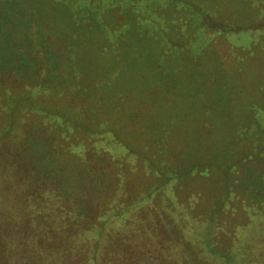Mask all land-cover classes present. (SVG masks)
I'll return each mask as SVG.
<instances>
[{
	"label": "rangeland",
	"instance_id": "374dc122",
	"mask_svg": "<svg viewBox=\"0 0 264 264\" xmlns=\"http://www.w3.org/2000/svg\"><path fill=\"white\" fill-rule=\"evenodd\" d=\"M262 2L0 0V137L8 148L17 142L18 155L33 144L37 151L44 138L57 151L63 140L69 153L98 151L103 157L92 154L88 164L80 156L98 174L88 186L89 199L103 211L123 205L118 213L131 220L127 231L161 216L155 230L170 231L177 240L203 235L223 249L216 261L264 264V129L259 135L258 123L243 129L231 123L245 115L248 83L255 90L259 81L253 65L240 66L245 54L264 53ZM169 16L170 24L162 19ZM200 49L208 55L197 57ZM182 56L189 62H179ZM15 57L22 65L3 72ZM194 57L204 64L208 59L209 67L202 69ZM6 91L10 98L4 102ZM40 91L53 108L74 107L82 125L54 118L63 127L70 124V133L45 127L46 109L33 106L34 98L23 101ZM255 103L264 126V104ZM10 110L16 113L12 120L6 116ZM17 161V175L23 176L30 168ZM105 177L112 179L111 190L102 185ZM34 179L18 184V200L38 183L44 187L40 195L52 190L44 172ZM137 214L145 220L132 226ZM171 217L175 224L160 223ZM184 244L178 245L183 252ZM178 255L171 254L175 261ZM0 264H19V251L0 249Z\"/></svg>",
	"mask_w": 264,
	"mask_h": 264
},
{
	"label": "trees",
	"instance_id": "16d2710c",
	"mask_svg": "<svg viewBox=\"0 0 264 264\" xmlns=\"http://www.w3.org/2000/svg\"><path fill=\"white\" fill-rule=\"evenodd\" d=\"M262 1L264 3V0ZM48 2L52 4L50 1ZM261 9H264L263 5ZM161 12L163 11L161 10ZM162 19H165L166 22L168 21L169 24L173 20L171 16ZM188 23L185 25H188ZM262 28L264 29V25H262ZM209 42L214 41L210 38ZM200 50L202 51H200L201 55L197 57L204 58L208 55V51ZM218 50L224 54L222 49L218 48ZM39 54L35 53V57H40ZM251 54H249V57L246 54L244 55V60L245 58L246 60L240 68L245 70L250 65H253L254 78L257 77L259 81L256 82L255 90H252V84L249 86L248 83L250 88L248 96L244 97L245 99L241 105V112L245 115L242 119H238L235 116V118L231 119V123L233 125L238 123L236 127L241 129L247 128L251 123H258L257 131L259 130L258 133L260 135L264 126L261 125V116L256 109L255 100L264 104V53L258 58V55L254 56ZM46 55L47 53L45 58L49 59ZM67 55L63 56L65 61ZM197 57H194L195 64H204L203 62L199 63V58ZM229 57H227L228 61L224 62L227 65L230 62ZM249 58L248 62L247 59ZM14 61L15 64L7 63L9 68L6 69L5 67L3 72L8 73L12 68L22 65L16 64L18 62L16 57ZM183 61L189 62L182 56L179 62ZM209 63L210 61L206 59L202 69L209 67ZM30 68L32 67H27L25 70L29 71ZM26 75L37 76L36 73L30 72L26 73ZM243 78L248 82L247 77L244 76ZM38 82L49 86L47 84L48 80L44 78H39ZM241 86L243 87L242 80ZM135 92H137V97H135L142 100L141 98L144 97L143 93L140 92L138 95V91ZM31 96L24 98L25 100L23 101L28 100L32 103L34 98L33 106L37 105L35 106L36 108L46 109L44 110L45 114H43L45 127L51 128L52 126L53 129L57 127L59 130H63L64 134H69L70 124L75 127L82 125V120L78 119L79 117L74 112V107L60 111L48 104L49 95H46V93H41L40 91L37 95L31 93ZM9 98L7 91L4 92L3 101L6 102ZM14 106H16V103ZM262 106L264 107V105ZM15 114L13 110H10L6 116L12 120V116ZM54 118H61L70 124L65 123L63 127ZM88 121L91 123L92 120ZM11 124L10 122L9 125L12 128ZM96 127L95 129L98 130ZM6 141L3 136L0 137V167L3 169L0 171V182H2L0 183V225L4 227L0 232V249L1 251H7V247H9L13 251H19V264H213V262L224 264L221 261H216L214 256L217 254L216 251L223 249L215 248L210 241L207 242L203 235L194 236L181 233L187 237L182 236V240H177L173 239L170 231L155 230L154 226L158 224V219H161V216H157L156 219L153 218L152 222H148V225L146 223L144 225L141 224L142 227H139L136 231H127V224H130L131 220L123 219L120 217L122 212L118 213L124 208L123 205L119 207H110L109 205L106 210L104 209L105 211L98 209V205L94 199H89L90 196L88 194V186L95 184L98 174L88 169L80 159L82 157L84 162L88 164V159L93 154L99 160V157H103V155L98 151L69 153L72 152V149L69 143L64 140L59 142L60 148L57 151L50 143V140L44 138V140L38 142L41 147L37 151H35V144H33L29 152L18 155L17 142L16 145L12 144L8 148ZM87 143L91 145L93 138H89ZM125 146H128L127 143H125ZM20 157L23 162L19 159ZM17 160H19L20 164L30 168L23 176L17 175ZM148 164L150 163L148 162ZM40 172H44L47 175V180L52 183V190H48V193H45L46 191L43 192V194L48 196L40 195L44 187H40V183H38L32 188L29 186L30 189L26 188L23 191L22 200H18V184L23 183L25 185L28 182V186L30 180L34 183L36 181L34 178H38ZM105 178L102 185L105 189L111 190L113 188L112 179L110 177ZM36 195H39V200H31ZM136 216L132 220V226L137 222L135 220L138 218L145 220L140 214ZM165 220V222L162 221L160 223L166 226L176 223L175 217L166 218ZM113 223L114 225L112 226ZM152 229L153 231H151ZM221 240H217L215 245H221ZM177 241H180V243L178 242L179 246L185 243L182 245L184 246V252L178 247ZM159 246H170L175 248V251L165 252L166 250L160 249ZM30 249L32 252L25 251ZM171 254L174 256L180 254L178 256L183 261H180L181 258L175 261ZM261 255L264 258V252H261Z\"/></svg>",
	"mask_w": 264,
	"mask_h": 264
}]
</instances>
